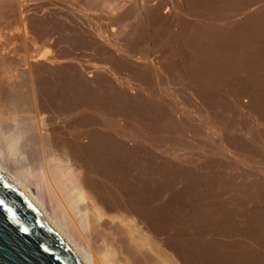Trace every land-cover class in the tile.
Wrapping results in <instances>:
<instances>
[{"label": "bare ground", "instance_id": "6f19581e", "mask_svg": "<svg viewBox=\"0 0 264 264\" xmlns=\"http://www.w3.org/2000/svg\"><path fill=\"white\" fill-rule=\"evenodd\" d=\"M260 67L264 0H0V171L83 264H264L261 170L238 193L141 140L264 156ZM168 75L198 128L158 95Z\"/></svg>", "mask_w": 264, "mask_h": 264}, {"label": "water", "instance_id": "95a60500", "mask_svg": "<svg viewBox=\"0 0 264 264\" xmlns=\"http://www.w3.org/2000/svg\"><path fill=\"white\" fill-rule=\"evenodd\" d=\"M0 264H83L39 209L1 171Z\"/></svg>", "mask_w": 264, "mask_h": 264}, {"label": "rangeland", "instance_id": "374dc122", "mask_svg": "<svg viewBox=\"0 0 264 264\" xmlns=\"http://www.w3.org/2000/svg\"><path fill=\"white\" fill-rule=\"evenodd\" d=\"M204 22L205 23H208V24H211V25H213V23H214V25H216L217 24V22L218 21H216V20H204ZM216 23V24H215ZM94 28H96V26L94 27ZM263 44V43H262ZM69 47H70V49L73 51L72 53H75V54H77V55H79V57H80V59L82 60V62L83 63H90V62H92V63H98V59H96V57L95 56H92V51H90V52H88V53H90L89 55H87L88 57L86 58L85 56H81V54H82V52H83V49H82V47H80V46H73V45H69ZM73 48V49H72ZM81 48V49H80ZM71 50H69V51H71ZM63 51H67V50H63ZM76 51V52H75ZM68 52V51H67ZM91 64V63H90ZM261 74H263V72H264V68H262L261 69V67L259 68V70H258ZM259 72H257V73H259ZM115 73H117V72H115ZM260 73H259V75H260ZM118 74V73H117ZM256 74V73H255ZM119 75V74H118ZM257 75V74H256ZM259 75H257V76H259ZM123 77H127V79L128 80H132L133 81V79H131V77H130V73L129 72H125V74L124 75H122ZM166 77H168L165 81H162L161 83H159V82H157L156 83V89L157 88H159L160 86V84L162 85L160 88L163 90V89H165V92L163 91H161V89H160V91L158 92V95L160 96L161 94V97L162 98H164L165 97V99H167V100H169L170 98V100H169V102H167V100L165 101L164 99H163V101H165V103L167 102L168 104H172L171 106H169V107H171V108H173V107H175L176 105L177 106H179L181 109L180 110H182V115H183V117H182V115H181V117L182 118H184V116L185 117H189V118H191V119H194L193 121L195 122L196 121V126H197V128L200 126L199 124H201L202 125V122H204L205 121V118H206V114L204 113V112H201L197 107H195L194 106V104L193 105H190V104H192V103H190V99L191 98H189V96H190V93L191 92H193V87H192V85L190 84V82H189V84H188V82L187 81H179L180 83H178V81H176V80H174V79H172L173 77L170 75H168V76H166ZM172 77V78H171ZM159 83V84H158ZM258 83V82H257ZM158 84V85H157ZM176 84V85H175ZM168 85V86H167ZM259 85V84H258ZM157 86H159V87H157ZM171 88V89H170ZM159 89H157L156 91H158ZM168 91V92H167ZM173 91V92H172ZM169 92H170V94H169ZM163 93H165V95L166 96H168V97H166V96H164L163 95ZM185 95V96H184ZM188 96V98H186ZM174 98V99H173ZM183 98V99H182ZM187 99H189V100H187ZM171 101H173V103H175V104H173V103H171ZM186 102V103H185ZM167 104V105H168ZM175 105V106H174ZM182 105V106H181ZM186 105V106H185ZM189 105H190V107H189ZM188 110V111H187ZM192 112V113H191ZM196 114V115H195ZM201 114V115H200ZM203 114V115H202ZM199 115V116H198ZM193 116V117H192ZM197 116V117H196ZM229 116V115H228ZM199 117V118H198ZM197 119V120H196ZM259 118L257 119V120H255L254 122H250L249 124L248 123H246V125H243V129H244V132L247 134V135H249V136H251L252 135V133H253V130L254 129H256V128H258L259 126H260V124H259ZM242 124H244V122L242 123ZM245 126H247V127H245ZM214 129V131L212 130V129ZM211 128H210V131L211 132H214V134L216 133V132H218L219 133V135H218V133H216L215 135L216 136H221L220 134H221V131L220 130H218V127H216V128H213L212 126H211ZM247 129V130H246ZM215 130H217V131H215ZM189 133L191 134V135H189ZM187 135L189 136V138L191 139L192 138V142L190 143V145L188 144V146L187 145H182V146H178L177 148L175 147V148H172V147H168V144H167V141L166 140H164V138L163 137H161V138H163L162 140L160 139H153V138H151L150 136H148L147 138L148 139H144L143 137H145V136H142V138H141V140H143L144 142H146L147 144H150V145H152L154 148H156L155 150L157 151L158 150V148H159V151H158V156L159 157H164V155L163 154H165V156L166 157H168V155H169V157L170 158H172V160L176 157V160H178V158H177V154H179V157L182 159L183 157V160H185V161H187L188 160V162H192V164H195V163H197L198 162V164H196V166H199V168L201 167V168H204V169H201L202 170V172H203V170H206L207 169V171H204L203 173H205L206 175H208V176H218V175H220V176H218V177H225V178H228V179H231V181H235L236 183H237V181H238V185H236V186H238V188L240 187V188H242L243 187V182H245L246 180H248L247 182H250V178H253L252 176H251V174H250V170L252 169V170H254V168L256 169V167H254V166H257V168L259 169V170H261V172L263 173V175H264V156L263 155H259V157L257 156H253V155H250V154H243L242 155V157H239L238 158V156L236 155L237 153H235V149L231 146L230 147V145H228V144H226L225 146H226V151H230V152H227V154H225V155H222L221 156V154L220 155H218V154H215L214 155V152L213 151H211L213 148H210L211 146H208V143L205 141V135L203 136V135H197V134H195L194 135V131H190ZM196 135L198 136V137H196ZM192 136V137H191ZM200 136H202V137H200ZM194 138V139H193ZM166 139V138H165ZM197 139V140H196ZM164 140V141H163ZM162 141V142H161ZM154 142V143H153ZM203 142V143H202ZM158 143V144H157ZM163 143V144H162ZM167 146H166V145ZM196 144V145H195ZM204 144V145H203ZM165 146H166V148L167 149H165ZM161 147V148H160ZM188 148V149H187ZM209 148V149H208ZM227 148L229 149V150H227ZM163 149V150H162ZM168 149H170V150H168ZM191 149V150H190ZM211 149V150H210ZM234 149V153H232L233 150ZM161 150L163 151V152H161ZM167 151V153H166V151ZM214 150V149H213ZM173 152L174 151V153H172V154H169L170 152ZM225 151V152H226ZM232 151V152H231ZM169 152V153H168ZM176 152V153H175ZM157 153V152H156ZM201 153V154H200ZM228 153H231L230 154V156H232V157H229V154ZM160 154H162V155H160ZM167 154V155H166ZM176 154V155H175ZM206 154V155H205ZM234 154V155H233ZM172 155V156H171ZM182 157H181V156ZM186 155V156H185ZM190 155V156H189ZM228 155V156H227ZM213 156V157H212ZM221 156V157H220ZM236 156H237V158H238V160L239 161H243L242 162V164L237 160V158H236ZM166 157H164V158H166ZM210 157V158H209ZM225 157H227V158H225ZM233 157H235V159H232ZM193 158H195V159H193ZM205 158V159H204ZM214 158V159H213ZM221 158V159H220ZM230 160L229 162H231V160H232V162H233V160H234V162H235V160H236V162H237V165H235V163L233 162H231V164L228 162H226L227 163V166H226V163H224L225 161H228V160ZM175 160V159H174ZM197 160V161H196ZM245 160V161H244ZM222 163H221V162ZM200 162V163H199ZM241 164V167L239 166L240 164ZM245 162H246V164H245ZM225 165L226 166V168H225V166H222V165ZM229 164V165H228ZM234 165H235V167H234ZM251 165H252V167H251ZM238 166H239V168H238ZM244 166V167H243ZM243 167V168H242ZM247 167H249V168H247ZM209 168V169H208ZM239 170H238V169ZM251 168V169H250ZM242 169V170H241ZM245 169V170H244ZM250 169V170H249ZM258 169H256V170H258ZM236 170H238L237 172L238 173H236ZM249 170V171H248ZM252 170H251V172H252ZM258 170V171H259ZM209 171H211L210 173H209ZM239 171H241L240 173L242 174L243 172V174L241 175V174H239ZM249 173V174H247V172ZM214 172L216 173L215 175H213L214 174ZM229 172V173H228ZM208 173V174H207ZM246 173V174H245ZM231 175H234V177L233 176H231ZM236 175V176H235ZM241 175V176H240ZM247 175H249V176H247ZM227 176V177H226ZM230 176V177H229ZM246 176H247V178H246ZM236 177V178H235ZM238 177V178H237ZM241 178V179H240ZM240 179V180H239ZM243 180V182H241ZM235 182H233V183H235ZM240 182V183H239ZM247 182L246 183H244V185L245 184H247ZM241 183H242V185H241ZM240 184V185H239ZM235 185V184H234ZM235 188V189H234ZM234 188H232L229 192H231V195H230V193L229 192H227V194H228V197L229 198H232L233 197V195H234V197L233 198H238V196H239V194H237V193H235L236 191H237V187H234ZM239 188V190L240 191H238V193L239 192H241L242 193V189H240ZM237 197H236V196ZM241 196H242V194H241ZM232 198V199H233Z\"/></svg>", "mask_w": 264, "mask_h": 264}]
</instances>
